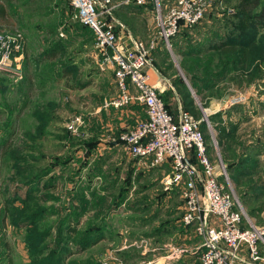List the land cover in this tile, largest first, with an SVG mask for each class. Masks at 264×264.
I'll use <instances>...</instances> for the list:
<instances>
[{"label":"rangeland","instance_id":"374dc122","mask_svg":"<svg viewBox=\"0 0 264 264\" xmlns=\"http://www.w3.org/2000/svg\"><path fill=\"white\" fill-rule=\"evenodd\" d=\"M110 1L116 7V21L132 36L127 21L134 29L140 21L143 29H139L145 37H134L148 42L158 32L157 5L164 15L165 8L176 0H144L142 6L138 0ZM0 2L8 11V19L0 29L17 31L23 44L14 56L18 58L17 69L0 72V143L13 147L15 164L23 169L19 173L12 166V158H8L6 167L2 163L0 166V264H7L9 258L12 264H30L29 254L20 242L12 247L13 241H22L23 236L9 218H2L3 204L4 197H24V183L40 176H46L44 183L54 185L49 191L39 192L49 216L38 228H51L44 254L52 249L61 254L66 238V255H71L65 264H111L112 258L117 259L116 264H201L200 239L192 228L181 223L180 192L174 189L165 194L163 189L161 181L167 172L162 174V168L138 169L123 147L116 144L121 133L142 118L143 109L138 105L105 107L117 94L114 77L110 70L99 69L92 34L74 21V8L66 0ZM207 3L205 13L212 19L189 31L188 39L179 35L175 52L171 45L165 46L168 55L161 54L156 64L168 83L183 81L191 92L205 126L210 160L216 173L225 178L224 170L227 175L228 184L223 177L220 182L251 215L264 210V62L257 53L263 31L251 32L255 40L251 44L254 47L247 51L246 72L235 68L227 78H216L215 83H209L211 86L200 85L193 90L189 78L205 79L203 69L207 66L218 73L225 61L214 56L208 65V57L215 54L203 48L197 58H187L180 52L204 44L223 23V15L235 11V2ZM119 6L123 8L118 10ZM133 6L142 7L141 11L133 10ZM51 51L55 57L48 59L45 55ZM226 96H244L246 100L231 105L229 98L224 101ZM39 116L47 121L44 128ZM77 117L82 124L77 134H70L67 125ZM39 129L45 131L43 135L36 134ZM116 131L119 133L112 136ZM220 132L232 135L220 140L218 146ZM49 171L53 174L48 176ZM113 182L116 190L108 191L107 186ZM84 194L85 198L81 197ZM82 205L85 211L74 209ZM67 224L76 229L70 238L59 231ZM94 224L104 235L103 241L80 251L79 242L86 235H97V228L89 230ZM162 226L167 232L153 237V230ZM261 249L264 254V247Z\"/></svg>","mask_w":264,"mask_h":264},{"label":"built area","instance_id":"2783aa9c","mask_svg":"<svg viewBox=\"0 0 264 264\" xmlns=\"http://www.w3.org/2000/svg\"><path fill=\"white\" fill-rule=\"evenodd\" d=\"M74 8L73 19L90 30L97 65L110 70L114 77L116 97L105 103L115 109L138 105L144 118L121 133L119 142L138 168L169 167L162 178L165 192L177 189L182 200L181 223L192 228L200 239L201 264H257L262 260L264 226H254L241 204L226 188V173H216L210 160L197 120L178 104L172 114L162 97L160 83L150 81L154 70V53L162 41L170 48L169 39L180 27H192L204 16L207 0H176L161 15L157 5L158 32L148 42L132 36L116 21V8L110 0H66ZM137 3L145 4L144 0ZM22 37L17 31L0 30V72L16 67L15 54L22 50ZM244 96L229 98L228 103H243ZM82 121L74 118L67 125L77 134ZM223 177L225 184L220 182ZM113 261L117 259L112 258ZM111 263V262H110Z\"/></svg>","mask_w":264,"mask_h":264},{"label":"trees","instance_id":"16d2710c","mask_svg":"<svg viewBox=\"0 0 264 264\" xmlns=\"http://www.w3.org/2000/svg\"><path fill=\"white\" fill-rule=\"evenodd\" d=\"M221 1L226 5H228L231 2H235L234 13L229 14L226 12L223 15V23H219L218 24L219 27H216V30L218 29V31L215 32L216 31L215 30L213 33H211L210 37L205 41L204 44H198L197 48H195V46H190L186 53L182 51L180 52L183 56H186L187 58H197L198 55L196 54L200 52L201 48H203L202 51L215 54L208 57L207 59L208 65L213 61L214 56L217 57L219 56L225 61L224 63H222L223 67L221 71L218 73H214L215 69L210 66H207L206 68L203 69V72H205L206 74L205 79L195 78V76L189 78V83L193 90L200 85L206 87L211 86L209 83H215L216 78L217 79L227 78L231 70L235 68H240L241 70L246 72L249 62L247 51L250 48L254 47L253 45L251 47V44L253 43V40H255V34H251V32L256 33L257 31L258 32L263 31L262 32L263 37L259 39L260 43L257 45L259 47L257 53L258 56H260V60L264 62V0H221ZM152 6L154 8V2L152 3ZM120 8L122 9L123 7L119 6L118 10H120ZM134 8L135 6H133V10H137L142 7L139 8L137 7V9ZM114 15L113 17L115 18ZM209 17L212 19V16L207 15L205 13L203 18L192 27L181 26L177 34L169 39V44L171 45V49L173 48V52H175L174 50L178 48L176 44H177V37H179V35L180 37L187 38L189 31H191L192 29L195 30L197 27H199L200 24L203 25L205 23V20ZM7 19H8L7 7L5 4L0 2V28L6 22ZM217 22L218 21L215 20V23ZM155 54L158 60H160L161 54L168 55V50L166 49L165 44L162 41L159 43V46L155 51ZM48 55H49L48 59H53L55 57L53 51L45 55V57ZM196 61L200 62L198 59ZM154 66L157 73H159L161 77L165 78L162 72L160 71V69L157 67L156 62ZM181 67L183 69V66ZM254 72L256 77L259 76L258 67L254 68ZM68 73H71V70L68 71ZM247 74L249 76V73ZM170 85L173 87V96L176 95L180 99V104L182 108L188 111L189 113H191V115H193L195 119L200 120L201 113L195 107L194 99L191 95V92L186 87L185 83L183 81L174 84L170 82ZM174 87L176 89H174ZM168 95H170L169 92L165 93V95H162L165 104L167 103L166 96ZM39 120L43 123L42 128H44L45 126L44 123H47V121L44 120V116H39ZM201 131L204 134L205 126L202 122H201ZM44 132L45 131L43 129L36 130L37 135H43ZM230 134L232 135V132ZM230 134L220 132L218 134V139H217L218 146H220L219 144L220 140L228 138L229 136H231ZM204 137L205 140L208 139V137H206L205 135ZM116 144L121 145L119 140L116 141ZM5 145H6L5 143H0V166L2 163L6 167L9 159L12 158L14 160L12 166L15 169H17L19 173H21L20 171H22L23 169L21 170V167L15 164V158H17V156L13 154L14 153L13 147L12 146L8 147L7 145L6 146ZM96 168H98V170H101V168L99 167ZM52 169H54V167L50 168L51 172L53 171ZM50 171L49 174L48 172L47 174L46 173L45 174L48 176L52 175ZM32 173L33 172H31V174ZM42 173L44 174V172ZM127 175L128 177H130L129 172L127 173ZM45 177L40 176V177H36L35 179L28 178L27 182L24 183L25 185L24 188L26 189L24 197H20L17 194H15L14 198L11 197L9 198V196L4 197V204H3L4 216H2V218L7 217L9 218L11 224H13L16 228L24 229L25 232L23 234V243L26 251L29 254L30 264H65V260L68 258L69 255H71V253L69 255H66L67 253H69V251L66 250L67 249L66 238L64 241V246H62L60 250L61 254H57L56 249H52L48 254H44V249H45L44 245L47 239L49 238L51 228L50 227L47 228V226L45 228L43 226L42 229L44 230L42 231L39 230L38 228V225L45 224L47 220V216H49L47 207L44 206L45 203L43 201L42 196H40L39 192H41V190L49 191L54 187V185L51 184L50 182H45L46 184L44 183ZM42 181L44 184H42V187H40L41 186L40 183ZM107 190L108 191L116 190L114 182L109 186H107ZM92 196L94 195L92 194L91 198ZM81 197L85 198V194L82 195ZM124 197L122 201L126 199V197L125 198ZM16 202H19L20 205L16 206ZM114 203H116L115 200ZM83 205L79 207L75 206L74 209L77 211L78 210L83 211L85 207V206L83 207ZM251 213L253 214V212ZM154 217L156 216H153V218ZM94 228L98 229V226L94 224L92 227L89 228V230ZM59 231L60 233L65 234L68 238L76 234V229L74 227H70V225L68 224L62 226V228ZM165 232H167V229L163 228L162 226L154 229L151 235L153 237L154 236L161 237L162 234ZM90 237L92 238H89V236L86 235L85 239L79 242L80 251H84L87 247L94 246L97 243L103 241L104 239V235L100 232V229H98L97 235L95 236L90 235ZM125 253H122L121 255ZM7 264H12V260H10V258Z\"/></svg>","mask_w":264,"mask_h":264},{"label":"crops","instance_id":"0c3cea01","mask_svg":"<svg viewBox=\"0 0 264 264\" xmlns=\"http://www.w3.org/2000/svg\"><path fill=\"white\" fill-rule=\"evenodd\" d=\"M138 10V9H137ZM141 11V8H139V10H138V12H140ZM139 27H137V29H134L131 25H130V22L129 21H127V26L129 27V29L132 31V34L134 35V36H136L137 38L139 37H145V33L144 32H142V30L141 29H139V28H142L143 29V27L141 26L142 24L140 23V21H139V24H137ZM158 59H157V57H156V54L154 53V64H155V62L157 61ZM155 67V66H154ZM149 76H150V81L153 83V84H155V83H160V86H161V94H160V96L162 97V95H165V93H168L169 92V94L170 95H168V96H166V98H167V106H168V109H169V111L172 113V114H176L177 113V108H178V104L180 103V99L175 95V96H173V87L170 85V83H168L167 81H166V78H163V77H161L160 75H159V73H157V71H156V69H154V70H149ZM162 99L164 100V98L162 97ZM133 107V106H132ZM135 107V106H134ZM136 107H139V106H136ZM142 118H144V113H143V115H142ZM119 132L118 131H116L115 133H112V136L114 135H117ZM162 168V174H165L166 172H169V167L167 166V165H164V166H162L161 167ZM161 168H158V169H161ZM139 169V168H138ZM158 169H156V170H158ZM153 171V170H152ZM160 172H161V170H160ZM53 174V173H52ZM0 210H1V203H0ZM155 216V215H154ZM249 217V219H250V221H251V223L254 225V226H257V227H259V226H261L262 224L264 225V210L262 211H260V212H253V214H251V216H248ZM18 229V231H20V233H22V236H23V231H24V229H19V228H17ZM4 231V230H3ZM6 232H7V230H6ZM1 236V235H0ZM109 237V236H108ZM109 239V240H108ZM107 240L108 241H110L112 238H111V236H110V238H108ZM15 241H17V243L16 242H14L13 241V245H12V247H14V244H15V246H19V242L21 243V248L23 247L24 249H25V246H24V243H23V237H22V241L21 240H15ZM132 245L130 244L128 247H131ZM15 248V247H14ZM126 248V246H124L122 249L124 250ZM17 249V248H16ZM25 251H26V249H25ZM122 251V250H121ZM261 251V257H262V260L261 261H259V262H257V264H264V254H262V249L260 250ZM122 253H125V252H122ZM120 262V261H119ZM111 264H116V262L115 261H111Z\"/></svg>","mask_w":264,"mask_h":264},{"label":"water","instance_id":"95a60500","mask_svg":"<svg viewBox=\"0 0 264 264\" xmlns=\"http://www.w3.org/2000/svg\"><path fill=\"white\" fill-rule=\"evenodd\" d=\"M228 98H229V96H226V97L224 98V101H227V100H228Z\"/></svg>","mask_w":264,"mask_h":264}]
</instances>
